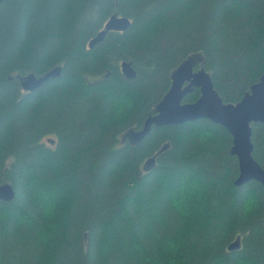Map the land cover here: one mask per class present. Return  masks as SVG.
<instances>
[{"label": "trees", "instance_id": "16d2710c", "mask_svg": "<svg viewBox=\"0 0 264 264\" xmlns=\"http://www.w3.org/2000/svg\"><path fill=\"white\" fill-rule=\"evenodd\" d=\"M112 13L127 16L128 29L88 48ZM195 52L222 100L238 102L264 71V0L0 2V183L15 192L0 200V264H264V187L234 184L225 127L206 118L153 125L120 143L155 113L171 71ZM122 60L134 79L120 72ZM57 65L60 75L33 91L15 77ZM199 94L194 87L182 101ZM121 95L136 109L113 120ZM251 131L264 168V123ZM188 177L203 180L195 207L170 195ZM249 195L257 206L245 214Z\"/></svg>", "mask_w": 264, "mask_h": 264}, {"label": "water", "instance_id": "95a60500", "mask_svg": "<svg viewBox=\"0 0 264 264\" xmlns=\"http://www.w3.org/2000/svg\"><path fill=\"white\" fill-rule=\"evenodd\" d=\"M130 24L131 21L127 16L112 13L105 21L103 28L89 39L88 48L101 42L109 31L123 32L128 29ZM182 62L183 60L171 71L170 86L156 104L155 113L145 118L141 128L127 129L132 131L134 141L131 143L140 141L153 125H176L206 118L225 127L232 137L230 154L236 156L238 160V175L234 184L242 185L250 180H255L264 187V168L252 155L253 143L251 141V124L254 122L264 123V71L259 80L250 86L242 98L232 104L225 103L219 96L209 72L202 66L200 55L194 56L190 63ZM119 67L125 78L134 79L136 77L137 73L131 60H122ZM60 72L61 66L57 65L41 75L29 72L22 76L15 75V77L18 78L24 91H33L48 79L58 77ZM11 78L9 77V79ZM194 87L199 89L198 98L193 102H183L185 95L190 93ZM124 132L120 135V139ZM168 146L167 142L164 143L155 154L146 158L143 162V169L154 168L156 156ZM14 195L13 186L9 182L0 183V200L10 201ZM240 244V236H237L228 244L227 249L229 251L238 249Z\"/></svg>", "mask_w": 264, "mask_h": 264}, {"label": "clouds", "instance_id": "9594fccd", "mask_svg": "<svg viewBox=\"0 0 264 264\" xmlns=\"http://www.w3.org/2000/svg\"><path fill=\"white\" fill-rule=\"evenodd\" d=\"M136 109V101L132 96L121 95L118 98H114L111 102L110 115L113 120H122L128 115L133 113ZM210 134H205V136ZM204 139V136L201 137ZM171 198L174 204H183L185 207L191 205L195 207L198 201L203 197V180L199 177H188L181 182L172 192ZM257 206V200L255 197L249 195L244 201L245 214L252 212ZM46 216L53 214V209L47 205L44 209Z\"/></svg>", "mask_w": 264, "mask_h": 264}, {"label": "rangeland", "instance_id": "374dc122", "mask_svg": "<svg viewBox=\"0 0 264 264\" xmlns=\"http://www.w3.org/2000/svg\"><path fill=\"white\" fill-rule=\"evenodd\" d=\"M197 55H200L202 58L201 52H195V53L189 54L188 57L185 60H183L182 63H190L191 59ZM120 140H121L120 143H123L125 140H128L129 142H133L134 139L132 138V131L131 130L125 131ZM41 195H42L41 196L42 199L46 197L44 194H41Z\"/></svg>", "mask_w": 264, "mask_h": 264}]
</instances>
